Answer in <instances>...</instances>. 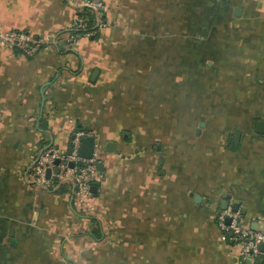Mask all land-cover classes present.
Segmentation results:
<instances>
[{
    "label": "crops",
    "instance_id": "crops-1",
    "mask_svg": "<svg viewBox=\"0 0 264 264\" xmlns=\"http://www.w3.org/2000/svg\"><path fill=\"white\" fill-rule=\"evenodd\" d=\"M102 2L109 25L70 44L68 0H0L43 41L0 46V264H252L214 216L233 197L264 226V0ZM76 129L103 165L94 223L30 179Z\"/></svg>",
    "mask_w": 264,
    "mask_h": 264
},
{
    "label": "built area",
    "instance_id": "built-area-1",
    "mask_svg": "<svg viewBox=\"0 0 264 264\" xmlns=\"http://www.w3.org/2000/svg\"><path fill=\"white\" fill-rule=\"evenodd\" d=\"M68 4L78 10L88 8L94 15V24L91 27L85 18L77 17L74 20L70 32L65 36L68 43L74 44L81 36L92 35L97 29L109 25L104 17L102 0H68ZM42 42V39L34 38L26 30L6 29L0 24L2 47L16 48L24 56L32 57L39 51ZM87 136L96 137L90 131L76 129L70 139L68 151L60 152L52 148L40 150L35 156L30 179L41 189L56 190L61 186L66 187L81 214L94 223L99 219L100 213L92 186L101 183L104 178L97 168L101 162L97 141L90 158L79 155L81 139ZM227 202V206L218 210L214 216L220 239L234 243L241 260L264 264V248H261L262 245L264 247V233L261 229L251 228L249 222L244 221L239 207L235 210L232 208L233 197H229Z\"/></svg>",
    "mask_w": 264,
    "mask_h": 264
},
{
    "label": "water",
    "instance_id": "water-1",
    "mask_svg": "<svg viewBox=\"0 0 264 264\" xmlns=\"http://www.w3.org/2000/svg\"><path fill=\"white\" fill-rule=\"evenodd\" d=\"M201 126H203L202 123L200 124V127ZM196 133H198V129H197ZM239 137H240V131L238 129H235L233 132L232 141H231V149L232 150L236 148V145L238 144ZM109 144L113 145V143H109ZM94 147H95L94 137H92V136L83 137L81 139V144H80V148H79V155L83 158H90L92 156ZM107 148H108V145H107ZM97 168L99 170H102V168H103L102 163H98ZM47 175H49V171H47ZM95 190H96V186L93 185L92 191L95 192ZM195 199H198V197H196ZM227 204H228V202L226 200H222L220 203V208L224 209L227 206ZM238 206L239 205L237 202H234L232 204V208L234 210L237 209ZM261 231L264 233V226L262 227ZM261 248L262 249L264 248L263 245L261 246Z\"/></svg>",
    "mask_w": 264,
    "mask_h": 264
},
{
    "label": "trees",
    "instance_id": "trees-1",
    "mask_svg": "<svg viewBox=\"0 0 264 264\" xmlns=\"http://www.w3.org/2000/svg\"><path fill=\"white\" fill-rule=\"evenodd\" d=\"M77 16L78 18H85L87 19L88 26H93L94 24V15L88 8H82L80 10L77 9ZM24 30V29H22Z\"/></svg>",
    "mask_w": 264,
    "mask_h": 264
}]
</instances>
